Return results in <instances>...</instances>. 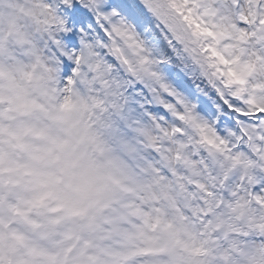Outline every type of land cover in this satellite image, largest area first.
Returning <instances> with one entry per match:
<instances>
[{
	"label": "snow or ice",
	"instance_id": "obj_1",
	"mask_svg": "<svg viewBox=\"0 0 264 264\" xmlns=\"http://www.w3.org/2000/svg\"><path fill=\"white\" fill-rule=\"evenodd\" d=\"M0 264H264V0H0Z\"/></svg>",
	"mask_w": 264,
	"mask_h": 264
}]
</instances>
